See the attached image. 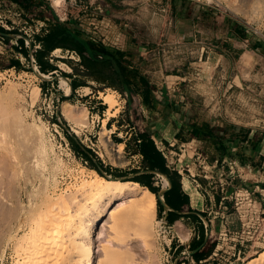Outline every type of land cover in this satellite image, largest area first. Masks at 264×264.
Instances as JSON below:
<instances>
[{"label":"rangeland","instance_id":"374dc122","mask_svg":"<svg viewBox=\"0 0 264 264\" xmlns=\"http://www.w3.org/2000/svg\"><path fill=\"white\" fill-rule=\"evenodd\" d=\"M52 1L30 0V10H25L0 0V95L11 86L16 90L12 100L0 96V122L13 117L7 109L11 105L23 110L26 126L14 129L11 118L0 134V264L16 263L17 238H8L19 219L18 237L29 232L30 201L40 204L46 194L68 197L92 170L123 181L142 173L143 158L136 152L140 141H133L139 131L151 136L198 215L163 224V174L155 172L152 182L159 191L151 225L144 226L133 213V198H117L110 211L114 216L131 212L132 217L112 230L106 214L93 236L96 258L103 257L104 247L107 257L115 252L106 258L108 264H244L257 256L264 250V0H62L57 6ZM56 20L81 31L85 39L118 50L129 71L126 77L104 73L103 81H96L76 52L62 48L43 57L57 70L35 76V67L42 73L34 57L42 47L36 36L46 34ZM62 77L72 89L65 97L59 95ZM36 87L39 94L32 103ZM108 94L110 114L103 98ZM64 101L75 105L87 123L66 119ZM104 119L109 140L124 145V163L116 164L105 147ZM33 122L44 123L46 137L54 143L45 170L35 163L38 138L27 127ZM120 201L126 209L118 207ZM15 212L18 221L10 218ZM176 223L187 239L176 236ZM203 236L196 250H208L197 262L190 252Z\"/></svg>","mask_w":264,"mask_h":264},{"label":"bare ground","instance_id":"6f19581e","mask_svg":"<svg viewBox=\"0 0 264 264\" xmlns=\"http://www.w3.org/2000/svg\"><path fill=\"white\" fill-rule=\"evenodd\" d=\"M61 1L62 0H53L52 2H54V4L57 6L61 4ZM34 73H35V76H40V77L45 76L43 73H40L36 67H35ZM59 79H60V86L63 89V94L65 96H68L72 91L71 86L68 83V80L66 79V77L65 78L62 77ZM1 93L2 92H0V94ZM15 93H16V90L13 88V86H11V88L9 89L6 95L3 92L2 96L1 95L0 96L5 99L12 100ZM38 94H39V88L36 87L32 91V103H34V101L37 99ZM3 95H5V97ZM108 95H104L103 98L105 99L106 103L109 104V108L106 113L110 114L109 110L110 108L113 107V101H112L111 96L110 95L108 96ZM8 105L9 103H7V106ZM14 108L15 107L14 106L11 107V105L8 106L7 108L10 111L12 109L11 112L13 114V117L11 113L10 115L12 119L14 118V122L13 120H11V118H10L11 121L10 120L9 121L13 122L14 125L11 124V126H13L14 129L16 128L15 125H18L24 128L25 124L23 125V119L21 117L22 113L20 114V111L22 109L18 111L17 108H16L17 110ZM75 109H76V106L71 104L68 101H64L62 103V114L66 119H74V120L77 119V122H80L82 125L86 124L87 123L86 117L84 116L83 119L79 118L78 117L79 115L78 113H76ZM4 110H6V108ZM9 110H6L5 113ZM9 121L4 122V123H8L5 125H9L10 127ZM106 121L107 119L103 120V123H102L103 125L101 127L102 130H104L102 134L103 136L105 135L104 136L105 147L109 155L111 156L112 160L116 164L124 163L123 162L124 158L121 156L124 145L123 143L113 144L109 140L107 135L109 134L110 131L106 127ZM3 124H1L0 122V134L2 133L4 134V129L2 128ZM27 127L31 131H33L34 134L37 135V137L36 135H34L36 139L38 138V141H36L39 144V145L37 144L38 148L36 146L35 148L37 149L33 151V152L37 151V153H34V157H35V154H38V158L35 159V163L38 167H41V169L43 168V170H45L47 167V162L49 160V154L54 152V143L52 142V140L46 137V134H45L46 125L44 123L40 122V124H37L36 122H33L31 124H28ZM20 129L21 128L16 129V130H20ZM28 130H27V133H28ZM24 133H26V131L23 132L22 134ZM37 166L33 167L35 168L34 171L38 170L36 169ZM91 173H92V176L84 178L83 181L79 184V186L78 187L76 186L77 188L75 189V191H73L71 195H69L68 197L60 195L57 198H52L46 194L44 196L45 198L42 201H40V204L33 203L32 201H30V204H29L30 206L28 205L29 209L27 210L28 212L27 219L29 220V223L28 221L26 222L27 224H29L30 229L28 233L22 235L21 237H18V232L21 230V225L19 221L21 220L19 219L18 221V218H16L17 217L16 212H15V215L11 214L10 218L13 220V216H14L15 220L17 219L18 221L16 227L12 230L8 238V242H11L13 238H17V242L15 243L14 245L15 247L13 248L15 249V256H16L15 264H49V262L53 259H57V260H54L55 264H95L96 262L95 261V258H96L95 249H94L95 241H94L93 236L95 234V231L97 230V227L102 223L103 218H105L106 214H109L107 218L108 219L112 218V222L109 219L111 222L110 227H112L111 228L112 230H115L119 228L120 226H123L126 222V219L131 215V212L130 213H127V212L120 213L119 211L118 213L119 215L116 214L117 216H114V214L112 213V211H110V209H111V206L115 203V200L117 198L119 199L125 198L126 196H128L129 198H133L135 200L133 203H135V208H136V212L133 209V213H138L136 215L140 217V220L141 222H143V224L145 223L144 226L151 225V223H149V217H154L155 208H156V199H155V194L153 192H151L148 188L140 185L137 182L123 181L118 178H109V177L104 178L98 175L94 170H92ZM55 174L53 176V182H51L54 188H56V185H57ZM161 176L163 178L162 180L163 188L164 189L168 188L169 181L167 180L165 176L163 175ZM44 179L48 180L47 177ZM46 180H44L42 184H44ZM40 187H41L40 189L44 188V186L42 185ZM43 193L45 192L43 191ZM29 198L33 199V197H29ZM124 202L119 203L118 207L121 208L120 206H123V208L126 209V207H124L125 206ZM7 204H8V201H7ZM12 206L16 207L17 205L14 204ZM21 206L17 207V209L21 208ZM133 207H134V204H133ZM11 210H12V207H11ZM16 211L18 212L19 209ZM10 213H13V212H10ZM22 213L23 211L21 212V216H22ZM8 215L9 214L7 212V216ZM3 216L4 215L2 214L1 217ZM1 221L2 219L0 220V222ZM8 223L10 225V222ZM104 223L102 224V226L104 225ZM8 226H7V229H8ZM1 228L3 230V227ZM174 231L176 233V236L180 238V240L183 241L187 239V234L183 232L180 223H176ZM2 234L3 233H1V235ZM1 243H2V238H1ZM1 245L2 244H0V246ZM107 249H108L107 247H104L101 250L102 252L101 255L103 257L101 259L99 258V260L98 258H96L98 262L97 264H108L107 261L110 255H112L111 253L115 255L114 254L115 252L112 250L113 252L111 251L110 254L108 253L109 257H107L108 256ZM118 253L119 255H124L122 254L123 252H118ZM22 254H24L25 256L23 257L22 260H20L19 257ZM125 255L124 257L127 258L128 254H125ZM106 258H107V261H106ZM244 264H264V250L261 251L257 256L245 261Z\"/></svg>","mask_w":264,"mask_h":264},{"label":"trees","instance_id":"16d2710c","mask_svg":"<svg viewBox=\"0 0 264 264\" xmlns=\"http://www.w3.org/2000/svg\"><path fill=\"white\" fill-rule=\"evenodd\" d=\"M10 3L16 4L25 10H30V0H10ZM0 31H3L2 28H0ZM36 38L42 47L40 50L35 52L34 57L42 73H50L57 70L56 66H52L44 62L43 57L50 54L56 48H62L64 50L76 52L80 57L81 64L84 66L86 72L96 81L102 82V75L104 73V76L106 75L108 77H126L125 72L127 70L122 66V60L121 57H119L121 53H119L118 50H111L105 48L101 43H97L92 39H85L81 31L63 27V25L57 20L50 26L46 34L43 36H36ZM19 42L21 43V49H23L24 41L20 39ZM26 56H28V54H26ZM72 86L75 89L78 87V84L73 82ZM145 93L146 95L144 99L145 102H148L150 89L145 90ZM137 140L140 142L137 145L136 152L142 156L144 166L143 172L140 173L138 171L132 180L147 187L154 194H157L159 190L153 186L152 178L155 176V172H158L165 175L171 181L172 185L169 191L179 188L178 182L174 178L175 173L169 168L166 158L157 148L151 136L146 131H139L136 134V137L133 138V141ZM86 157L92 161L91 158L88 156ZM98 172L101 173L99 170ZM159 207H161L160 202ZM170 220L169 222L174 221V219ZM203 242L204 236L199 244L193 248V250L199 248ZM207 250L208 249H206V247L197 250L194 254H192L193 259L199 262L201 260V256L204 255Z\"/></svg>","mask_w":264,"mask_h":264},{"label":"crops","instance_id":"0c3cea01","mask_svg":"<svg viewBox=\"0 0 264 264\" xmlns=\"http://www.w3.org/2000/svg\"><path fill=\"white\" fill-rule=\"evenodd\" d=\"M152 184L155 186L157 182L153 180ZM170 188V185L168 188H165L166 191L162 195L163 201L167 206V208H165L161 204L160 207L161 215L164 220L174 219V221L179 222L188 219L189 216L198 215V212L193 210L187 202L180 188L169 191ZM162 190H164V188H162Z\"/></svg>","mask_w":264,"mask_h":264},{"label":"water","instance_id":"95a60500","mask_svg":"<svg viewBox=\"0 0 264 264\" xmlns=\"http://www.w3.org/2000/svg\"><path fill=\"white\" fill-rule=\"evenodd\" d=\"M59 95L65 97V95H63V94H59ZM166 178H167V177H166ZM120 180H121V179H120ZM167 180L169 181V185H170V187H171V185H172V184H171V181L169 180V178H167ZM165 191H166V190L164 189V190H161V191L159 192V198H160L161 204H162L165 208H167L166 204L164 203L163 199L161 198ZM205 241H206V239H205ZM196 251H197V250H195V251H193V252H190V254H193V253H195Z\"/></svg>","mask_w":264,"mask_h":264},{"label":"built area","instance_id":"2783aa9c","mask_svg":"<svg viewBox=\"0 0 264 264\" xmlns=\"http://www.w3.org/2000/svg\"><path fill=\"white\" fill-rule=\"evenodd\" d=\"M162 221H163V224H166V221H164V219H163V218L161 219V222H162Z\"/></svg>","mask_w":264,"mask_h":264}]
</instances>
